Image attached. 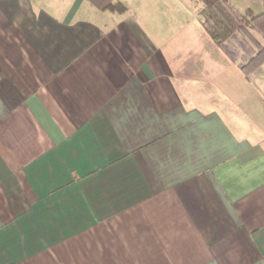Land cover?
I'll return each mask as SVG.
<instances>
[{"label":"crops","instance_id":"obj_1","mask_svg":"<svg viewBox=\"0 0 264 264\" xmlns=\"http://www.w3.org/2000/svg\"><path fill=\"white\" fill-rule=\"evenodd\" d=\"M119 1L0 0V264H264V61Z\"/></svg>","mask_w":264,"mask_h":264},{"label":"trees","instance_id":"obj_2","mask_svg":"<svg viewBox=\"0 0 264 264\" xmlns=\"http://www.w3.org/2000/svg\"><path fill=\"white\" fill-rule=\"evenodd\" d=\"M101 10L125 12L126 6L119 0H88ZM203 25L216 43L233 59H238V52L232 46H241L250 57L241 63L246 72H251L264 61V44L255 42L251 30H256L264 37V11L255 14L247 9L242 14L230 0H200ZM242 37V38H240ZM247 39H251L257 50H249ZM232 45V46H230ZM246 54V55H247Z\"/></svg>","mask_w":264,"mask_h":264},{"label":"rangeland","instance_id":"obj_3","mask_svg":"<svg viewBox=\"0 0 264 264\" xmlns=\"http://www.w3.org/2000/svg\"><path fill=\"white\" fill-rule=\"evenodd\" d=\"M240 38H242V37H240ZM247 42H248L249 47H250L249 50H251V49L254 51L257 50L256 45L254 44V42L251 39H247ZM230 46H232V45H230ZM232 48L238 52V56H240V58H242V59L245 58L244 60H248V58L250 57V55H248L246 53V51L241 46L236 45V46H232Z\"/></svg>","mask_w":264,"mask_h":264}]
</instances>
